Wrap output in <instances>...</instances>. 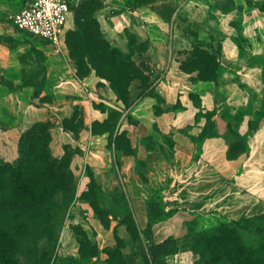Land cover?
<instances>
[{"label":"crops","instance_id":"1","mask_svg":"<svg viewBox=\"0 0 264 264\" xmlns=\"http://www.w3.org/2000/svg\"><path fill=\"white\" fill-rule=\"evenodd\" d=\"M26 1L0 0V79L15 87L0 81V160L15 161L22 133L32 124L48 123L51 154L61 157L70 150L73 206L85 210L71 220L94 234L99 249L116 237L125 243L132 237L122 214L108 213L105 225L80 198L90 181L88 170L117 208L126 201L141 232L149 221V203H155L150 234L155 243L182 238L189 226L203 231L264 212V0H189L203 8L205 23L198 26L197 39L200 48L218 53L215 76V68L205 76L182 67L191 56L182 49L192 43L178 24L179 8L164 16L149 3L113 17L111 31L128 28L148 41V63L156 75L153 94L127 108L116 96L101 99L100 79L93 71L77 75L66 48L45 60L38 97L36 86L23 84L29 44L8 16ZM45 90L51 98L41 100ZM100 101L121 112L112 133L93 129L94 121L108 117L97 106ZM121 136L133 152L117 146ZM76 244L70 230L63 233L58 255L76 254ZM165 261L191 264V252L167 255Z\"/></svg>","mask_w":264,"mask_h":264},{"label":"trees","instance_id":"2","mask_svg":"<svg viewBox=\"0 0 264 264\" xmlns=\"http://www.w3.org/2000/svg\"><path fill=\"white\" fill-rule=\"evenodd\" d=\"M86 32L71 31L68 36L65 33L70 57L78 66H82L87 59L97 75L110 82L117 99L125 105V100L120 97L121 91L126 92V87L133 81L130 74H134L128 71L132 68L129 58L127 61L117 59L114 54L116 49L95 43ZM203 50L202 54L191 55L197 58L190 56L187 63H190L191 69L203 71L205 76L209 75L208 68H215L213 74L217 75L218 53ZM101 65L107 68L105 73L99 68ZM184 65L185 62L183 68ZM0 81L10 89L15 88L8 80L1 78ZM151 94L153 84L149 91L138 97ZM41 100L47 99L41 97ZM110 118L108 113L103 122L94 121L93 129L101 128L112 133L117 121ZM49 141L48 123L32 124L19 139L16 161L0 160V264H53L59 259L57 252L48 251L46 247L38 252V240L43 238L47 245L51 241V231L59 229L64 213L76 198V178L69 164L70 152L65 150L61 157L53 156ZM115 143L123 151L133 152L126 136L115 139ZM87 173L90 181L80 198L91 205L105 225L108 213L114 216L122 214L121 221L127 226L132 239L139 235L143 238L141 256L144 264H166L165 256L187 250L198 256L200 264H264V212L241 216L203 231L189 226L182 238L168 237L155 243L150 237L151 226L157 218L155 203H149V221L141 232L126 201H121L117 208L113 203L116 199L100 189L90 170ZM74 233L81 243V234ZM94 249L99 250L96 242Z\"/></svg>","mask_w":264,"mask_h":264},{"label":"rangeland","instance_id":"3","mask_svg":"<svg viewBox=\"0 0 264 264\" xmlns=\"http://www.w3.org/2000/svg\"><path fill=\"white\" fill-rule=\"evenodd\" d=\"M69 1L72 5V15L67 23V36L71 31L79 32L85 30L95 43L109 45L111 48L116 49L114 54L117 59L127 61L129 58L132 68L128 69V71L134 73L130 74V78H133V81L126 87V92L121 91L122 96H120L125 100V105H123L126 108L133 104L135 100L139 98L138 96L150 90V86L155 81L156 75L151 72V66L148 63V41L137 36V34L130 31L128 28L123 29L119 33L115 30L111 31L110 28H113V26L116 25L113 17L119 16L125 10H133L136 6L148 5L149 3H152V6L155 5L154 7H156L164 16L171 13L176 8H179V15L177 17L178 24L188 32L186 40H188L189 43H192V48L182 50L191 55L194 53L202 54V52H204L203 48H199L202 41L197 39L199 36L198 26L203 28L205 23L202 12L203 8L193 4V2H190L189 0H118L120 1L119 3H111L108 0ZM5 22L9 23L6 18ZM9 25H11V23H9ZM120 27L121 26H117V28ZM22 35L24 42L29 44L27 56L30 63L28 76L23 81V84L36 86L34 88V95L38 97V94L42 90L38 85L43 82V72L46 68L45 60L49 55H52V52H56V50L52 44L50 45L47 41L29 33H23ZM67 36H65L64 39L65 48L77 73L79 75H84L93 71L100 79L97 84V93L99 94V97L104 100H111V98H109L110 95L117 97L111 88L110 82L107 79L98 76L96 71L92 69V66L87 63V59H84L85 63L82 66H78L74 63L70 57ZM186 44L189 47L188 43ZM189 57L190 56L185 60L184 66L185 68L191 69L192 67L190 63H187ZM99 68L102 70V73L106 72L107 68L105 66L101 65ZM118 84V86H120V83ZM120 89L122 90L123 86ZM50 96V91L45 90V94L42 97L48 99ZM97 106L104 110H108V113L111 115L110 120L114 122L118 121V114H121V112L116 108L103 101H100ZM100 129L101 128L98 130ZM67 151L70 152V150ZM74 201L64 213L59 229L51 231V241H48V246L45 245L46 241L43 238L38 240V252L43 251L45 247L48 251L57 252L59 246H61L63 233L65 234L70 230V232L73 233V236H75V231L81 234V243H79L75 237V240H77L76 245L78 247L77 253L74 255L59 256V259H56L53 264H144L141 256V248L144 241L141 235L130 240L128 243L115 238L114 243L108 246L107 249H99L100 251L98 250L97 252L94 249V242H96L94 234L92 233L89 235L80 224H76L71 220L73 215L78 211H85L84 209H80V206H73ZM72 228H74V232ZM191 260V264H200L198 263V256L192 252Z\"/></svg>","mask_w":264,"mask_h":264},{"label":"built area","instance_id":"4","mask_svg":"<svg viewBox=\"0 0 264 264\" xmlns=\"http://www.w3.org/2000/svg\"><path fill=\"white\" fill-rule=\"evenodd\" d=\"M69 0H27L8 19L19 31L51 43L56 52L65 48L67 22L72 14Z\"/></svg>","mask_w":264,"mask_h":264}]
</instances>
